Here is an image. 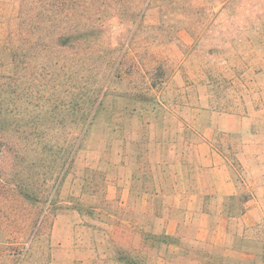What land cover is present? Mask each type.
<instances>
[{
  "label": "rangeland",
  "instance_id": "374dc122",
  "mask_svg": "<svg viewBox=\"0 0 264 264\" xmlns=\"http://www.w3.org/2000/svg\"><path fill=\"white\" fill-rule=\"evenodd\" d=\"M89 5L65 24L85 35L74 51L51 36L36 45L38 34L0 43V241L29 228L19 264L264 259V198L247 233L239 221L252 188H264V0ZM117 65L121 75L102 80ZM83 80L104 102L81 142ZM225 178L237 194L221 200ZM221 206L235 216L226 250L203 231ZM146 232L168 235L172 252Z\"/></svg>",
  "mask_w": 264,
  "mask_h": 264
},
{
  "label": "trees",
  "instance_id": "16d2710c",
  "mask_svg": "<svg viewBox=\"0 0 264 264\" xmlns=\"http://www.w3.org/2000/svg\"><path fill=\"white\" fill-rule=\"evenodd\" d=\"M94 0H0V33L8 35L7 38L0 40V43L12 45L22 44L23 42H32L30 38L27 41H23L20 37L21 33L29 35L38 34L36 45L47 43L43 40L46 36H51L48 43H55L56 46L64 49H72L74 51L79 45L85 43L82 40L85 35L79 34L78 31H74L71 26H66V22H70L77 14H82L86 17L90 8V3ZM88 24L90 19L87 17ZM92 26V25H91ZM68 27V28H65ZM17 35V36H16ZM13 38H11V37ZM15 40L13 41V39ZM12 40V41H11ZM110 67V66H108ZM106 67V68H108ZM105 68V71H106ZM121 66L117 65L114 69L111 67L103 75L102 80H109L114 77L121 75ZM85 70L81 69L82 78L85 77ZM159 75L154 74L147 80L146 88L142 95L145 98H140L141 103L150 102L148 98L149 91L157 87V80ZM96 82L90 83L85 80L82 81L80 86L81 96H83V115L81 118V124L85 128L82 132L80 141L82 142L88 129L93 124L94 118L97 113V108L103 104V98L99 100L100 91L96 88ZM86 109L88 113H86ZM158 194H156L157 196ZM29 233L28 227L18 228L19 239H23L25 232ZM17 239L15 242L10 243L9 239H5V242L0 241V258H4L6 264H19V258L23 254L24 247L20 245V240ZM27 239V237H26ZM145 240L152 241L153 244L159 248L165 246L164 252L169 255L171 246H174V242L169 238L168 235H156L151 232H146ZM151 248V246H149ZM170 257V256H169ZM148 259H143V263ZM214 257L210 255L208 264H213Z\"/></svg>",
  "mask_w": 264,
  "mask_h": 264
},
{
  "label": "crops",
  "instance_id": "0c3cea01",
  "mask_svg": "<svg viewBox=\"0 0 264 264\" xmlns=\"http://www.w3.org/2000/svg\"><path fill=\"white\" fill-rule=\"evenodd\" d=\"M260 186V185H259ZM259 186H255L252 188L250 192V196L248 199L244 201V210L239 214L240 218L239 221L243 224L245 228V232L247 233L248 229L255 225L253 222V218L255 217V210L259 207V201L264 198V188ZM237 194V189L232 185L229 179L225 178L223 181V189L222 192L219 194V198L221 200H225L226 198L231 199L234 198ZM221 210L219 211V219L217 223L211 224L209 215L203 216V231L206 234H209L213 237V234H218L219 242L221 243L222 250H226L228 247V233L227 229L229 230L230 221L232 220V214L226 215L223 211V207H220ZM230 234V233H229ZM234 236V235H233ZM245 233L240 234V239H237L239 242L245 241ZM211 237V238H212ZM214 240V239H213ZM214 243V241H213ZM237 259L244 262H249L250 264H264V259L262 258V253L255 254L254 252L250 251H237ZM222 257H230L229 255L223 252Z\"/></svg>",
  "mask_w": 264,
  "mask_h": 264
}]
</instances>
